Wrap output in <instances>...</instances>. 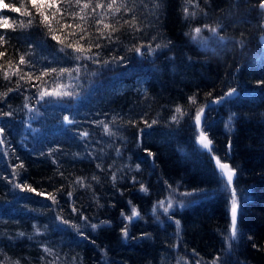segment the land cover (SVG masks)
Instances as JSON below:
<instances>
[{
	"label": "trees",
	"instance_id": "16d2710c",
	"mask_svg": "<svg viewBox=\"0 0 264 264\" xmlns=\"http://www.w3.org/2000/svg\"><path fill=\"white\" fill-rule=\"evenodd\" d=\"M4 2L21 12L0 10L13 25L0 29V264H264L260 0H127L133 12L115 15L102 0L86 21L68 13L91 8L57 0L42 8L51 31L28 0ZM133 15L136 27L124 23ZM104 23L119 30L101 37ZM77 41L90 51L65 46ZM204 105L210 150L196 141ZM215 156L235 169L231 186Z\"/></svg>",
	"mask_w": 264,
	"mask_h": 264
},
{
	"label": "snow or ice",
	"instance_id": "6c2138e0",
	"mask_svg": "<svg viewBox=\"0 0 264 264\" xmlns=\"http://www.w3.org/2000/svg\"><path fill=\"white\" fill-rule=\"evenodd\" d=\"M64 2L66 4L70 3V0H64ZM28 3L31 4V6L33 8H35L36 12L39 13L40 16L43 17V22L49 27L50 31H51V23H50V19L47 15H45V13L42 11L43 7H48V8H52L56 3L57 0H28ZM74 5L80 8V13H85V10L91 8V13L90 14H85V15H80L79 13H74V12H69L68 15L73 16L74 18L79 16L81 21H86L88 18H90L91 14H94L96 12L97 8H103L105 7V5L103 4L102 0H97V3L95 4V6L92 5V0H87V2L82 4V0H74ZM156 7H159V4L157 3L155 5ZM107 9H111L113 15H115V13H119L122 9L125 12H133V8L128 6L127 0H110V2L107 4ZM11 8L12 11L14 12H21V8H17L13 5L7 4L4 2V0H0V10L2 9H9ZM259 8L261 10H264V0H260L259 2ZM56 11L59 12L60 8H56ZM185 11V15H189L187 8L184 10ZM23 15L32 16V13L30 11H28L27 9H25V11L22 13ZM191 15H195V13H191ZM55 17V13H53V18ZM32 23L31 18L28 20L27 25H25L22 21L20 22V27H26V26H30ZM103 23V19H99L96 21V24H102ZM125 24H129L130 26L136 27V17L135 15H133L131 21L125 20L124 21ZM13 27V25H10L8 23L7 17L0 15V29H7ZM63 27H69V25H63ZM79 27V26H77ZM205 28H208L214 35L217 34V28L216 27H212L209 25H204ZM105 29H110V31H108V38H111V34L112 32L118 31L119 29L116 27H113L109 24L104 23L103 24V29L101 28H97V32H99L100 36L103 37L105 35L104 30ZM202 29L197 27L195 29H193L194 32V39L199 36V34L201 33ZM80 36L79 39L80 40H84L87 36H89V33L87 32L86 29L84 28H80ZM69 36H76V32H71L68 34ZM52 38L54 40H57L58 42H60L61 44L64 43V40L61 39L60 37H58L57 35H53ZM65 39H67V37H65ZM221 40H223V37L220 38ZM6 43L5 37L4 35H0V45H4ZM66 47L69 48H73L74 51L76 52H80V53H86L88 51H90L89 49H85L83 48L82 45L79 44V41L76 42V45L74 46L73 44L69 43L65 45ZM96 47H100L99 44H96ZM157 47H160V45H157ZM137 53H139L141 51V47H136L134 49ZM5 56L4 52H0V57ZM77 59H80V56L76 57ZM85 58H91L88 56H85ZM27 63V61L25 60L24 56L21 55L19 57V64H25ZM9 65L11 66V62H9ZM52 71H55V69H53ZM61 72L67 71L65 69H61ZM76 71H79V68L76 69ZM17 75H19V71L17 70V72L15 73ZM5 79H9V75L7 73H5L4 76ZM20 79H24V76H20ZM38 79V78H37ZM260 83H264V81L260 82ZM9 92L13 91V89H9ZM235 92V89H230L227 93H225V96H231L233 93ZM70 95V93H67ZM7 95V93H0V96H5ZM43 95V94H42ZM190 100L194 101L193 97L189 98ZM220 99H224V97H220ZM177 112H181V109L179 107H177L176 109ZM203 112V108H200L195 116V121L197 126H199L200 124V120H201V113ZM3 115H11V113H3ZM65 119L67 120L68 118L65 117ZM173 120H176V116L172 117ZM152 123H156L155 120L152 121ZM145 124L147 125V121H145ZM148 127H150L151 125H147ZM105 128V132L108 133L110 132V129L108 128L107 125L104 126ZM4 129L0 128V133H3ZM83 135H87V133H84ZM198 141L199 143L204 147V148H209L211 145V140L208 139L207 135L204 132H201L199 137H198ZM0 143H3V141H0ZM216 163L217 166L219 167V169L221 170V173L223 176H226V183L228 186H231L233 183V177L235 175V169L231 168L229 164L227 163H223L219 160V158H216ZM18 167H22V165H19ZM97 167H99V165H97ZM115 178V177H113ZM93 179H95V177H93ZM77 182L82 184V178H77ZM18 187L21 188H26L28 191H32L35 192L36 190L34 188H32L30 185L26 186V185H17ZM142 191H146L145 188H143V186L141 187ZM40 195H43V193H39ZM69 196H71V193H69ZM49 199L55 200V197L52 196L51 194H49ZM161 205H163V202H160ZM169 207H171V203H169ZM73 211H77V209H75V207H73ZM165 211H167V209H165ZM230 212H231V223H230V234H231V238L235 239L238 235V226H237V214H238V201H237V194H236V190L234 187L231 188V208H230ZM123 215V213H122ZM139 216V212L137 211V209L135 207H133L131 209V215L126 217L128 220L133 219L134 217ZM86 219V218H85ZM64 223H68L67 221H64ZM177 225H179V221H176ZM91 227L93 229L97 228L98 225L93 224L91 225ZM37 232H39V229H36ZM122 233L124 234V236H127V228L125 227L124 229H122ZM81 235H83V233H81ZM46 252H50V249L45 248ZM18 264V262H17ZM197 264H199V262H197ZM213 264H215V262H213Z\"/></svg>",
	"mask_w": 264,
	"mask_h": 264
},
{
	"label": "water",
	"instance_id": "95a60500",
	"mask_svg": "<svg viewBox=\"0 0 264 264\" xmlns=\"http://www.w3.org/2000/svg\"><path fill=\"white\" fill-rule=\"evenodd\" d=\"M259 40L261 41V42H263L264 41V35L263 34H260L259 35ZM230 89H235V92L231 95V96H225V93H227ZM230 89H228L224 94H223V96H221V97H232V96H235L236 95V93H237V89L235 88V87H233V88H230ZM215 101H221V99H220V97L219 98H217V99H215ZM213 101H210V102H208L207 103V105H209V104H211ZM207 105H204V106H202L201 108H203V112L201 113V120H200V124H199V126H197V124H196V126H197V128L201 131V132H203L202 131V123H203V115H204V111H205V108H206V106ZM195 116H196V114H195ZM195 123H196V121H195ZM200 132V133H201ZM200 133H199V135H200ZM205 133V132H204ZM206 134V133H205ZM199 135H198V137H199ZM198 137H197V139H196V141H197V143L198 144H200L199 143V141H198ZM208 137V136H207ZM209 139V138H208ZM210 140V139H209ZM201 145V144H200ZM211 146V145H210ZM205 149H207V150H209L210 149V147L209 148H205ZM216 158H218V157H215L214 158V160H215V162H216ZM221 162H223V163H227V164H229L230 165V163L227 161V160H221V159H219ZM216 166H217V163H216ZM230 167H231V165H230ZM217 168L219 169V167L217 166ZM231 168H233V167H231ZM234 169V168H233ZM220 170V169H219ZM221 171V170H220ZM225 178H226V176H224ZM234 177H235V175H234ZM234 177H233V180H234ZM227 179V178H226ZM230 214H231V212H230ZM138 217V216H137ZM137 217H134L133 219H135V218H137Z\"/></svg>",
	"mask_w": 264,
	"mask_h": 264
},
{
	"label": "rangeland",
	"instance_id": "374dc122",
	"mask_svg": "<svg viewBox=\"0 0 264 264\" xmlns=\"http://www.w3.org/2000/svg\"><path fill=\"white\" fill-rule=\"evenodd\" d=\"M202 131H203V130H202ZM200 132H201V131L199 130V133H200ZM198 135H199V134H198ZM197 137H198V136H197ZM196 139H197V138H196ZM210 148H211V146H210ZM209 150H210V149H209ZM215 157H216V156H215ZM215 157H214V158H215Z\"/></svg>",
	"mask_w": 264,
	"mask_h": 264
}]
</instances>
